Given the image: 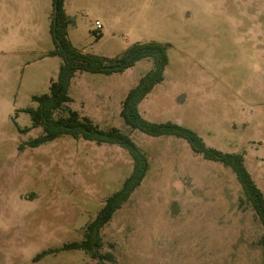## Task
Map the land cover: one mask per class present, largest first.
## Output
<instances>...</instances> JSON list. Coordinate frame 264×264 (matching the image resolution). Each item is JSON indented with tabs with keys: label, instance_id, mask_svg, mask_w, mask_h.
I'll use <instances>...</instances> for the list:
<instances>
[{
	"label": "rangeland",
	"instance_id": "rangeland-1",
	"mask_svg": "<svg viewBox=\"0 0 264 264\" xmlns=\"http://www.w3.org/2000/svg\"><path fill=\"white\" fill-rule=\"evenodd\" d=\"M65 8L69 38L86 54L112 59L136 43L168 44L164 81L140 114L190 129L223 153L244 154L264 194V0H66ZM53 13V0H0V264H98L63 248L84 239L133 171L116 145L69 136L27 145L43 130L22 132L32 126L26 110L49 93L61 64L48 56ZM152 68L142 60L124 73L79 72L71 81L69 106L101 130L130 133L150 163L101 231L99 253L115 258L101 262L263 264L264 229L253 208L240 205L235 173L184 139L125 126L122 103Z\"/></svg>",
	"mask_w": 264,
	"mask_h": 264
},
{
	"label": "trees",
	"instance_id": "trees-1",
	"mask_svg": "<svg viewBox=\"0 0 264 264\" xmlns=\"http://www.w3.org/2000/svg\"><path fill=\"white\" fill-rule=\"evenodd\" d=\"M66 0H53V19L51 35L55 49L48 56L61 59L57 79L51 82L49 93L34 96L32 101L36 108H29L32 126L22 130L28 133L32 129L42 128L43 134L28 142L30 148H38L57 139L72 137L75 140H85L97 145H116L126 150L133 160L132 174L125 180L122 188L107 199L105 206L97 218L85 228L84 239L66 245L64 250H79L87 253L93 259L114 263L112 254L101 255L102 229L113 219L114 215L130 200L132 194L143 183L150 167L148 157L132 140L131 134L118 128L101 130L89 118L82 117L69 104L72 79L79 72L91 74L113 75L124 73L135 67L142 60H149L153 68L140 79L138 85L131 89L122 103L120 116L130 131L140 130L152 137L173 136L188 142L194 153L202 155L208 161L221 163L230 168L241 185L243 198L240 205H250L262 223L264 229V194L258 188L252 175L245 165L244 154H226L207 146L205 141L194 131L175 123H151L139 112L141 102L164 81L165 70L169 64L168 44L159 42L136 43L116 58H106L95 54H86L77 49L69 38V26L72 20L66 13ZM97 40L101 37L96 34ZM23 148L22 146L20 147ZM264 258V230L259 240ZM46 253L38 256L41 259ZM264 264V262H263Z\"/></svg>",
	"mask_w": 264,
	"mask_h": 264
},
{
	"label": "built area",
	"instance_id": "built-area-1",
	"mask_svg": "<svg viewBox=\"0 0 264 264\" xmlns=\"http://www.w3.org/2000/svg\"><path fill=\"white\" fill-rule=\"evenodd\" d=\"M99 25V23H97ZM100 26V25H99Z\"/></svg>",
	"mask_w": 264,
	"mask_h": 264
},
{
	"label": "water",
	"instance_id": "water-1",
	"mask_svg": "<svg viewBox=\"0 0 264 264\" xmlns=\"http://www.w3.org/2000/svg\"><path fill=\"white\" fill-rule=\"evenodd\" d=\"M180 102H181V100H180Z\"/></svg>",
	"mask_w": 264,
	"mask_h": 264
}]
</instances>
